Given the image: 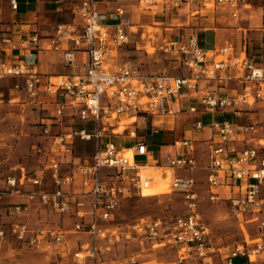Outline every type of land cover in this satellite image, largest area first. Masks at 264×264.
<instances>
[{
	"label": "built area",
	"instance_id": "built-area-1",
	"mask_svg": "<svg viewBox=\"0 0 264 264\" xmlns=\"http://www.w3.org/2000/svg\"><path fill=\"white\" fill-rule=\"evenodd\" d=\"M100 1L107 0H76L73 14L79 22L56 25L47 43L48 49L62 52L66 66L75 63L76 52H84L87 61L83 73L49 76L46 84L41 85L36 55L14 62L0 58V81L16 80L14 88L32 99L40 92L57 99L55 115L41 123L43 144L32 149L41 159L39 166L30 172L19 167L17 174L5 178L0 189V204L8 195L24 197V201L6 207L10 220L5 230L0 228V242L10 239L21 248L39 250L64 245L65 236L70 232L84 233L90 238L87 254L81 257V252L74 253V263L85 264V259H90V264H95L100 250L97 244L110 231L105 224L121 200L131 195L142 196L150 186L152 179L143 169L148 167L161 170L163 179L170 173V191L183 197L186 213L168 220L136 221L132 225L134 234L146 239L151 247L174 246L178 264H187L190 258L208 263L214 249L208 226L196 212L195 181L174 174L175 171L192 172L197 168L192 143L188 140L176 142L174 146L179 151L174 156H166L163 166L150 167L140 160L148 156V149L146 142L138 139L136 126L139 124L146 129L151 118L173 116L170 105L181 90L196 93L201 81L215 83L218 87H226L231 82L243 85V91L234 96L207 93L196 98L203 110L235 113L242 105L263 101L264 58L249 56L246 47L241 55L233 57L231 46L217 52L205 50L195 35L182 34L165 42L162 50L177 56L187 70L186 75L141 74L129 61H115L128 40L130 21L125 9L121 6L115 9L113 26L102 25L103 15L97 6ZM200 1L206 8L214 1L222 3L224 0ZM185 2L187 0H166L171 9H179ZM238 2L245 4V0H227L235 7ZM139 3L151 6L155 1L139 0ZM262 3L264 9V0ZM11 5L16 8L15 1ZM232 16L236 18L237 14L232 13ZM20 46L23 51L38 47V38L34 36L29 42L21 41ZM189 110L198 111L195 107ZM64 118H69L70 125L63 130ZM121 119L129 122L121 125ZM121 126L122 132L117 133ZM211 126L218 137L216 146L207 151L203 167L209 200L220 201L216 189L222 185V177L231 179L239 191L227 200L232 216L240 219L249 215L248 221L255 223L258 229L257 237L243 241L227 253L224 264H233L235 258L252 264L264 255V152L252 146L239 151L230 149L228 143L242 128L236 130L227 122H213ZM194 127L200 129L201 122L197 121ZM124 135L136 140L132 147L124 149L118 143V138ZM76 140L92 141L94 149L89 161L73 165L68 155ZM185 148L188 151L182 150ZM129 152L131 161L127 156ZM26 186L30 189H25ZM33 209L73 218L72 229L64 231L59 225L32 228L26 219Z\"/></svg>",
	"mask_w": 264,
	"mask_h": 264
},
{
	"label": "rangeland",
	"instance_id": "rangeland-1",
	"mask_svg": "<svg viewBox=\"0 0 264 264\" xmlns=\"http://www.w3.org/2000/svg\"><path fill=\"white\" fill-rule=\"evenodd\" d=\"M263 0H249L245 8L238 11L237 18L229 17L232 27H247L249 24L252 33L264 28ZM142 11L157 12L158 8L140 4ZM221 7H218L219 11ZM217 11H213L212 4L206 6L201 14L189 20L181 17L173 23L182 24L187 28L212 27V19ZM208 18V20H207ZM254 18H259V23H255ZM249 21V22H247ZM130 29L127 44L121 49L115 61H129L133 63L139 73L144 75L165 74L169 76H181L187 74L177 56L164 52L162 46L163 36H159V30L153 27ZM186 29V28H185ZM239 29V28H238ZM248 32V33H250ZM168 34L174 33L167 30ZM260 33V32H257ZM251 40L248 53L250 56L259 57L264 54V47L257 46L255 40ZM264 38V36H263ZM220 59V57H217ZM54 82L55 79H52ZM21 81H18V83ZM7 90V88H3ZM15 92L11 96L4 93L0 97V188L4 185V180L8 175L17 174L19 167H24L28 172L39 166V157L35 156L32 149L39 144H43L40 137L41 120L45 115L51 114L54 107L49 103L48 97H41L38 101L32 99L24 92ZM26 95L27 97H25ZM43 101L42 105H37ZM44 109V110H42ZM264 114L261 111L260 117ZM129 120L121 119V125ZM63 130L70 125L68 118L63 119ZM264 125V122L262 123ZM56 131V129L54 130ZM122 132V126L116 131ZM259 144L264 145L263 141ZM94 149L93 142L76 140L73 142L72 152L68 155L73 165L91 156ZM66 157H63L65 159ZM68 166V164L66 165ZM69 168V166L67 167ZM151 178L156 176L160 182H155V191L148 188L143 191L142 196L131 195L121 200L117 210L111 215L105 227L108 228L107 237L98 242L100 249L96 254L95 264H178L177 249L165 244L163 246L151 247L146 239L137 236L132 230V225L136 221L170 219L181 216L186 212L183 197L170 191L169 176L165 179L161 170L153 168H143ZM153 182V181H152ZM202 186L203 183L200 182ZM197 202V215L208 226L210 232V243L214 249L207 260L202 262L198 258L188 259L187 264H221L224 257L236 245L243 241L257 237V225L248 224L239 226L234 218L230 217L226 204L211 202L205 194V188L200 187ZM3 202V201H1ZM9 217L2 206H0V228L6 229ZM29 226L38 228L41 226L52 227L53 225L64 227V231H70L74 219L57 214L45 209H33L26 219ZM90 238L84 233H68L65 236V244L60 246L51 245L48 249L29 250L21 248L10 239L0 242V264H75L73 254L81 252L80 256L87 254ZM221 257L223 260H221ZM85 264H90V259H85ZM252 264H264V255L255 259Z\"/></svg>",
	"mask_w": 264,
	"mask_h": 264
},
{
	"label": "crops",
	"instance_id": "crops-1",
	"mask_svg": "<svg viewBox=\"0 0 264 264\" xmlns=\"http://www.w3.org/2000/svg\"><path fill=\"white\" fill-rule=\"evenodd\" d=\"M12 1L16 3L15 9L12 8ZM154 1L155 3L151 6L158 8L157 12L150 10L141 12L139 0L100 1L97 6L100 14L103 15L101 24L113 26L116 23V18L113 13L117 7L121 6L125 9L130 21L127 29L128 35L131 32L130 29L133 27V24L137 28L153 27L159 30L158 35H164L162 37L163 43L182 34H192L196 36L200 45L205 50L217 52L226 46L233 47L234 53L232 57L241 55L244 47L249 49L251 40L248 35L255 40L257 46L264 47V28L252 33L250 32L251 28L249 24L247 27L234 28L229 22V17L234 18L232 13H236L238 16V11L250 5L249 0H245V4L238 2L237 7L227 3V0H224L222 3L212 1L213 11H217L218 7H221V9L217 11L216 16L214 15L212 27L206 28H187L181 26L182 24L178 25L173 23L181 17L189 20L190 17L196 18L200 15L202 10L205 9L200 0H187L179 9L169 8L166 0ZM75 3L76 0H0V58L14 62L19 59L28 58L31 55H36V68L41 75V85L46 84L47 77L49 76L83 73L87 61V56L84 52H76L75 63L71 66H66L62 52L54 51L47 47L48 40L53 35L56 25L79 22L77 16L73 14ZM259 21L260 19L257 18L255 23L258 24ZM167 30H172L174 33L168 34L166 33ZM34 36L38 38V47L23 51L20 46L21 41L29 42L31 37ZM254 58L262 59L264 58V54L259 57L254 56ZM177 61H179L178 58ZM184 70L187 73L185 68ZM15 82L16 80L14 79L0 81V97L4 93H7L9 96L13 93L15 94V92L21 93L14 88ZM3 88H7V90H3ZM242 91L243 85L239 82H231L226 87H218L215 83L201 81L199 83V90L196 93L182 89L178 98L170 105L174 111L173 116H157L151 118L146 124V129L137 124L136 133L138 139L144 140L148 149V156L146 158H140V160L145 161L150 167H155L156 164L163 166L166 156H174L179 151L174 146L176 142L182 140L190 141L193 146V155L197 162V168L192 172L175 171L174 174L185 179L192 178L195 181L194 189L197 195L199 193L198 188L204 187L206 197L209 199L206 172L203 167L205 164V155L211 147L216 146L218 137L217 133L212 129L211 124L213 122H227L233 125L236 130L242 128L232 136L231 141L228 143V148L239 151L246 146H252L264 152V145L259 144L260 141L264 142V125L262 124L264 122V114L260 117L261 111L264 110V100L257 101L250 106L242 105L237 108V112L232 113L230 111L211 112L203 110L202 105L198 104L197 99L207 93H213L217 96H234L240 94ZM24 96L27 97L26 95ZM41 97H48V95L40 92L33 102L38 101ZM48 98L54 110L51 114L45 115L41 123L48 122L49 118L55 115L57 99L52 95ZM42 102L39 101L37 105H42ZM191 107H195L198 111L191 112L189 110ZM197 121H200L202 124L200 129L194 127ZM250 126H253L252 129H248ZM125 128L127 130L132 129V127ZM154 129L156 131H153ZM40 138L42 141H39V143L43 142V138ZM135 142V139H130L126 135L120 139L118 138V143L124 149L132 147ZM182 150L188 151V148ZM89 160L90 157L80 162H87ZM151 179L155 183L157 177L153 176ZM221 181L222 185L216 189V194L221 200L217 202L226 204L230 217L234 218L227 200L235 196L239 191L231 179L222 177ZM157 182H160L159 179H157ZM200 182L204 186L200 185ZM27 187L30 189L29 186H26L25 189ZM2 201L0 206H2V211L4 210L5 212L8 205L22 202L24 201V197L22 195H8ZM249 218V215H244L242 218H234V220L242 227L253 224L248 221ZM61 226L64 227V223ZM221 260H223L222 257ZM221 264L224 263L222 262Z\"/></svg>",
	"mask_w": 264,
	"mask_h": 264
},
{
	"label": "trees",
	"instance_id": "trees-1",
	"mask_svg": "<svg viewBox=\"0 0 264 264\" xmlns=\"http://www.w3.org/2000/svg\"><path fill=\"white\" fill-rule=\"evenodd\" d=\"M249 55V53H248ZM250 56V55H249ZM114 142H117V139H113ZM233 264H247L246 260L245 259H242V258H235L233 260Z\"/></svg>",
	"mask_w": 264,
	"mask_h": 264
},
{
	"label": "bare ground",
	"instance_id": "bare-ground-1",
	"mask_svg": "<svg viewBox=\"0 0 264 264\" xmlns=\"http://www.w3.org/2000/svg\"><path fill=\"white\" fill-rule=\"evenodd\" d=\"M128 158L130 159V161L132 160V156H131V153L129 152L128 153ZM148 189L150 190V191H155V183L154 182H151L150 183V186L148 187Z\"/></svg>",
	"mask_w": 264,
	"mask_h": 264
}]
</instances>
